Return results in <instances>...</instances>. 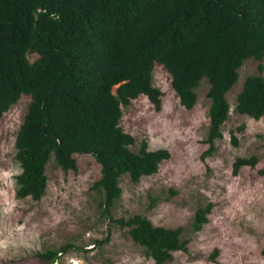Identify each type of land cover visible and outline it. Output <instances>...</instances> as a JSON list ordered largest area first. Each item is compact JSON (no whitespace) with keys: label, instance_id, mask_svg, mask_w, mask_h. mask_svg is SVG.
Here are the masks:
<instances>
[{"label":"trees","instance_id":"trees-1","mask_svg":"<svg viewBox=\"0 0 264 264\" xmlns=\"http://www.w3.org/2000/svg\"><path fill=\"white\" fill-rule=\"evenodd\" d=\"M250 56H264V0H0V117L22 94L30 96L15 139L21 167L16 195L41 198L51 155L68 170L76 168L74 153H90L100 165L92 186L101 214L128 226L157 263L171 261L173 250L187 247L183 226L154 224L137 212L118 218L111 213L123 174L138 181L170 156L165 147L149 149L146 139L138 150L130 147L135 139L120 124L122 105L145 94L160 107L155 63L170 74L186 108L195 104L204 77L210 98L204 154L212 153L229 114L226 92ZM236 97L240 112L264 115V76L248 75ZM256 160L238 156L233 171ZM211 205L197 206L193 229L208 220ZM71 245L36 255L51 264Z\"/></svg>","mask_w":264,"mask_h":264},{"label":"rangeland","instance_id":"rangeland-1","mask_svg":"<svg viewBox=\"0 0 264 264\" xmlns=\"http://www.w3.org/2000/svg\"><path fill=\"white\" fill-rule=\"evenodd\" d=\"M252 73L264 76V56L247 57L239 66L238 78L226 92L230 109L223 135L215 140L212 153L204 154L210 104L204 77L195 104L186 108L170 74L155 63L153 83L162 91L160 107L145 94L122 105L120 124L135 139L130 147L136 151L146 139L149 149L165 147L170 156L138 181L123 174L111 213L118 218L137 212L154 224L183 226L186 249L173 250V259L163 263L146 254L128 226L101 214L100 194L92 186L100 165L90 153H74L76 168L68 170L51 155L41 198L16 195L21 167L15 139L30 100L22 94L0 117V264H46L36 252L65 243L72 245L59 251L51 264H264V115L255 118L236 108L237 93ZM252 155L257 157L253 166L233 171L236 157ZM207 202L212 203L208 220L195 230L194 212ZM95 238L105 239L93 244ZM214 249L218 251L212 255Z\"/></svg>","mask_w":264,"mask_h":264}]
</instances>
